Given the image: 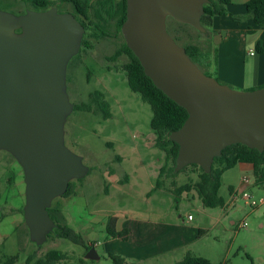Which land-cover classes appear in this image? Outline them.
<instances>
[{
  "label": "water",
  "instance_id": "95a60500",
  "mask_svg": "<svg viewBox=\"0 0 264 264\" xmlns=\"http://www.w3.org/2000/svg\"><path fill=\"white\" fill-rule=\"evenodd\" d=\"M209 2L127 0L121 26L145 74L188 112L170 134L179 144L176 172L193 163L210 172L215 157L236 143L264 151V86L236 89L206 74L168 31L171 16L206 32L201 17ZM84 31L72 13L55 7L20 14L0 9V150L23 168L25 222L39 246L58 226L48 211L53 201L90 171L65 143V124L74 110L67 68ZM85 257L98 259L96 248Z\"/></svg>",
  "mask_w": 264,
  "mask_h": 264
},
{
  "label": "rangeland",
  "instance_id": "374dc122",
  "mask_svg": "<svg viewBox=\"0 0 264 264\" xmlns=\"http://www.w3.org/2000/svg\"><path fill=\"white\" fill-rule=\"evenodd\" d=\"M27 7L23 0H0V9L13 13L23 12ZM167 28L180 45L197 41L206 48L203 44L205 33L191 25L170 16ZM106 29L107 35H102L98 29L96 35H88L90 47H83L70 60L67 91L71 102L79 104L91 102L90 94L98 90L109 102L113 114L104 119L101 113L93 111L74 108L70 113L65 124V143L82 156L90 171L83 178L74 180L75 194L58 197L53 202L61 208L69 226L78 231L80 225L85 224V231L101 241V245L95 247L99 258L87 259L85 246L60 238L53 232L40 246L31 240L24 217L26 183L23 168L12 154L0 150V264L15 254H19V262H25L31 255L42 257L50 249L66 252V259L59 264H114L105 250L114 251L121 246L119 241L107 239L105 224L112 216L174 220L181 215L182 220L190 213L196 217L193 223L208 221L198 210L203 203L196 190L183 192L180 196L174 192L176 186L198 179V167L189 165L175 176L164 175L162 185L156 187L166 153L155 146L156 135L150 124L151 106L129 87L123 68L127 56L110 59L125 38L114 22ZM212 55L214 57V50ZM243 175L237 164L224 172L219 189L235 224L226 217L223 225L211 229L194 247L209 255V244L218 243L219 254L231 246L222 264H264V227L260 226L264 222V203L253 207L241 196L238 200L231 197V188L243 189ZM250 181H254L252 174ZM257 186L255 181L245 189L256 198L264 197L263 186ZM150 207L155 211L147 212ZM208 210L219 212L222 207ZM243 221L247 222V228H239Z\"/></svg>",
  "mask_w": 264,
  "mask_h": 264
},
{
  "label": "trees",
  "instance_id": "16d2710c",
  "mask_svg": "<svg viewBox=\"0 0 264 264\" xmlns=\"http://www.w3.org/2000/svg\"><path fill=\"white\" fill-rule=\"evenodd\" d=\"M23 1L25 3L28 2V0ZM231 3L232 0H210L209 3L204 5V13L201 17V23L207 29V32L205 33L214 34L216 32L213 29L214 17L230 15L228 5ZM80 6L82 8V1ZM126 12L127 1L124 0L121 17L118 23L119 31H121V26L126 19ZM242 18L251 19L259 25L263 24L264 0H249L246 3V14L243 17L241 16L240 19ZM248 32L253 33L254 30L249 28ZM103 34L104 33H102V35ZM175 40L178 39L175 37ZM84 44L90 47L88 42L84 41ZM184 47L186 48V51L191 59L196 62L206 74L214 76L220 82H222L217 76V50H215V55L213 57L212 51H203L202 48L196 43L191 42L184 45ZM257 49L259 52L263 51L260 41L257 43ZM122 54H125L128 58V60L123 64V68L127 73V82L129 87L132 91L139 93L142 100L151 106L153 115L150 124L156 135L155 146L166 153V162L160 168L157 178L156 187H160L162 185L161 178L164 175L175 176L187 167L186 166L179 172L175 171V162L178 155L179 144L171 140L170 134L172 131L179 129L183 125L188 117V112L184 107L178 105L174 100L169 98L161 89L156 87L152 79L145 74L140 60L127 46L126 42H124L122 46L115 51L110 59L115 60ZM90 98L91 102L74 104L75 110L77 109L89 112L93 111L97 114L101 113L104 119H109L112 117L113 113L110 109V104L103 97L102 92L96 90L90 94ZM238 163L252 164L254 168L256 184L259 186L261 185L264 188V151H260L256 148H250L249 146L242 143H236L225 147L222 151V154L215 157L212 170L210 172H205L203 168L196 163L190 164V166L199 168L198 179L192 182L181 184L180 186H176L174 188V192L177 194V196H180L183 192L194 189L202 200L204 206L210 208L223 207L225 205V200L219 195L222 175L225 171L233 168ZM173 183L176 184L175 181H173ZM75 192V183L74 180H72L69 183L67 191L62 196H70L75 194ZM48 211L52 219L58 225L54 229V234L75 244L85 246L87 251L91 247H94V244H87L82 233L69 226L67 222L64 221L65 216L63 215L60 207L55 206L52 203V206L48 209ZM116 222L117 217L114 216L110 217L107 221L106 231L108 235L111 237L127 239L130 233L129 230H118L116 228ZM51 235L52 234H49V237ZM108 255L113 260L114 264H135L128 262L126 258L120 253L111 251L108 253ZM66 257V252L59 249H50L42 257L35 258L32 255L29 256L25 262H19V254H15L9 256L5 261L2 262V264H59L60 261L66 259ZM176 264L222 263H216L206 257L194 255L191 252H188Z\"/></svg>",
  "mask_w": 264,
  "mask_h": 264
},
{
  "label": "crops",
  "instance_id": "0c3cea01",
  "mask_svg": "<svg viewBox=\"0 0 264 264\" xmlns=\"http://www.w3.org/2000/svg\"><path fill=\"white\" fill-rule=\"evenodd\" d=\"M249 0H232L228 5L230 15L215 16L213 19L214 34L205 33L203 49L202 45L196 42L203 51L217 50V76L218 78L236 89L251 90L264 86V22L259 25L251 19H240L246 14V3ZM240 17V18H239ZM249 28L254 30L249 33ZM207 32V31H206ZM261 42L263 51L259 52L257 43ZM244 172L242 177L243 189L255 182L254 168L250 163H238ZM250 174L254 181L250 184L244 183L243 178ZM253 183V184H252ZM259 186V185H258ZM257 186V187H258ZM240 189V190H243ZM238 190V191H240ZM231 188V197L235 192ZM229 205L225 204L219 212H212L213 209L203 205L199 212L208 219L202 222L192 219H155L151 216L122 218L117 216L116 228L118 230L128 229L127 239L109 236L108 241H119L121 246L113 249V252L120 253L128 262L135 264H176L188 252L194 255L203 256L216 263H225L231 246L224 253L218 252V243L207 246L208 253L195 249L196 242L208 234L211 229L223 225V219L228 217L232 224L235 220L231 218L228 210ZM216 208V207H215ZM147 212H154V208H147ZM116 217V216H114ZM184 222V223H182ZM189 223L188 225L185 223ZM212 222V223H211ZM264 227V222L260 224ZM85 224H81L79 232L82 233L87 244H94V247L101 245V241L85 231ZM106 228V224H105ZM111 252L110 249H105ZM223 258V259H222Z\"/></svg>",
  "mask_w": 264,
  "mask_h": 264
},
{
  "label": "flooded vegetation",
  "instance_id": "af4514ba",
  "mask_svg": "<svg viewBox=\"0 0 264 264\" xmlns=\"http://www.w3.org/2000/svg\"><path fill=\"white\" fill-rule=\"evenodd\" d=\"M27 4L25 11L17 13H25L27 10L44 11L52 7L60 13H72L85 29L80 50L86 46L84 41L90 46L88 35H96V29L99 28L100 32L107 35L106 28L112 22L115 23L117 31L122 33V30H118V23L124 0H28Z\"/></svg>",
  "mask_w": 264,
  "mask_h": 264
},
{
  "label": "built area",
  "instance_id": "2783aa9c",
  "mask_svg": "<svg viewBox=\"0 0 264 264\" xmlns=\"http://www.w3.org/2000/svg\"><path fill=\"white\" fill-rule=\"evenodd\" d=\"M243 182L247 183V184H250V179L248 177H244L243 178ZM239 196L243 197L246 200V202L248 204H250L251 206H253V207L264 203V197L256 198L251 192L247 191L246 189H243V190H240V191H235L232 194L233 200H238ZM188 218L192 219L193 216L191 214H189ZM239 228H247V222L243 221L239 225Z\"/></svg>",
  "mask_w": 264,
  "mask_h": 264
}]
</instances>
